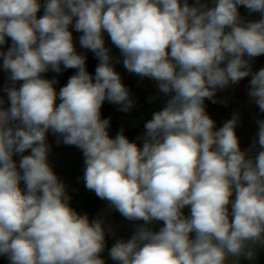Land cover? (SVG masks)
<instances>
[{"label": "clouds", "instance_id": "clouds-1", "mask_svg": "<svg viewBox=\"0 0 264 264\" xmlns=\"http://www.w3.org/2000/svg\"><path fill=\"white\" fill-rule=\"evenodd\" d=\"M241 5L262 18L242 21ZM73 24L81 47L99 61L94 78L75 49ZM104 32L127 71L157 81L170 97L145 124L142 148L123 130L110 138V119H101L105 100L125 112L134 107ZM7 38L11 47L0 58L13 86L4 89L9 108L0 98V255L9 264H105L100 253L111 229L70 207L48 163L49 130L57 143L82 150L89 190L127 220L144 221L114 243L112 260L226 264L229 256H255L250 245H264V120L253 141L260 151L249 158L237 117L215 130L204 101L216 103L218 89L251 75L248 95L264 113V68L251 66L264 54V0H215L213 7L199 0H0V46ZM61 65L77 72L56 106L55 81L41 74ZM154 220L163 221L158 231L145 226Z\"/></svg>", "mask_w": 264, "mask_h": 264}, {"label": "rangeland", "instance_id": "rangeland-1", "mask_svg": "<svg viewBox=\"0 0 264 264\" xmlns=\"http://www.w3.org/2000/svg\"><path fill=\"white\" fill-rule=\"evenodd\" d=\"M183 3L184 0H181ZM190 6H198V0H187ZM200 4H207L208 7H213L215 0H199ZM238 11L242 21H258L262 18L260 12H249L245 6H238ZM38 16V18L42 17ZM69 31L72 33L73 43L78 54H93L92 51L84 49L79 43V38L82 35L74 28V24L69 26ZM105 46L111 50V55L116 58H120L121 62L115 64V70L121 75L122 80L127 84L129 89L130 98L134 101V107H132L123 119L119 128L115 131L112 138L123 130L124 135L131 139V142L137 143L142 148L143 135L146 131L145 126H141L139 118L135 116V113L139 111V106H135V102L138 97H144V99L154 108L155 112L162 110L169 96L163 94L158 89V82L148 77H140L137 74L127 71L122 63V57L120 50L111 42L107 32H104ZM11 39L7 38V43L0 46V51L6 52L11 47ZM94 55V54H93ZM3 60L0 58V98L3 99V107L6 109L10 105L7 93L4 91L6 87L13 86V83L9 80V73L6 72L3 67ZM252 71L258 72L261 68H264V54L254 58L251 62ZM42 78L48 80H54L53 87L55 89L57 98L55 101L56 106L62 101L59 98L58 81L45 72ZM251 80V75L243 78L238 84H230L224 89H218L214 96L217 101L213 103L212 100L205 99L204 107L206 113L214 120L215 130H218L223 124L232 119L235 115L237 117V124L235 132L239 138V146L242 151H247L249 158H255L260 151V148L253 146V141H258V120H264V113L260 112L258 106L251 100L248 95L247 86ZM18 82L15 83V85ZM14 85V86H15ZM152 119V118H151ZM150 119V120H151ZM137 130V131H136ZM57 135H54L50 130L46 134V143L49 146L48 163L52 167L53 172L65 185V192L70 197L68 201L70 207L74 209L78 214H87L89 220L93 218H102L105 223L106 229L110 228L111 231L106 230L110 247L104 248L100 253V258L104 260L105 264H119V261H114L109 256V250L118 239L127 241L132 237L137 226L144 225V221H129L124 218L118 211L110 207L108 202L100 199V210L98 214L90 215L87 211L83 200V188L79 180V174L84 171V156L81 149L72 145H65L62 142L57 143ZM27 153L31 154L29 149ZM16 156V155H14ZM235 199V193L231 198ZM231 211V205L228 206ZM183 214L190 216V206H186L183 210ZM152 231H158L163 227V221H152L145 225ZM194 237V234H192ZM255 252V256L252 259H246L241 257L229 256L226 264H264V245L256 244L250 245Z\"/></svg>", "mask_w": 264, "mask_h": 264}, {"label": "trees", "instance_id": "trees-1", "mask_svg": "<svg viewBox=\"0 0 264 264\" xmlns=\"http://www.w3.org/2000/svg\"><path fill=\"white\" fill-rule=\"evenodd\" d=\"M39 2L41 3V5H43L45 3V0H39ZM42 14H44L43 7H41V9L37 12V17L41 16ZM85 56H86V69L88 73L94 78L95 69L99 61L93 54H86ZM48 72L51 76H53L58 81V90L60 91L64 86L67 85L68 80L70 79L71 76H73L77 72V69L75 68L65 69L64 66L61 65V71L59 73L51 69ZM122 82L127 87V84L123 80ZM21 84H22V81L18 82L15 85V87L19 88ZM135 106L140 107L139 111L135 113V116L139 118L140 125L145 126V124L153 117L155 110L144 99V97H138L135 102ZM9 107L10 105H8L7 108ZM127 112L121 111L120 105L110 103L107 100L103 102L101 109H100L101 119H110V124H109V127L107 128V132L110 138H112L115 131L119 128L123 119L126 117ZM130 140L131 139H129V141ZM28 150H26L23 153V155H30L27 153ZM13 159L14 161L17 162V165H18L20 156L16 155L13 157ZM83 176H84V171L79 174V180L83 188V200H84L85 206L87 208V211L90 213V215L98 214L100 210V198L95 194L94 191L89 190L85 186V181L83 179ZM19 187L21 188L22 191H25L26 189L25 183L23 181L20 182ZM110 246H111V242L109 241L108 235L105 234V248L110 247ZM0 264H9V260L7 256L0 255Z\"/></svg>", "mask_w": 264, "mask_h": 264}, {"label": "crops", "instance_id": "crops-1", "mask_svg": "<svg viewBox=\"0 0 264 264\" xmlns=\"http://www.w3.org/2000/svg\"><path fill=\"white\" fill-rule=\"evenodd\" d=\"M29 154V153H28ZM83 195V194H82Z\"/></svg>", "mask_w": 264, "mask_h": 264}]
</instances>
